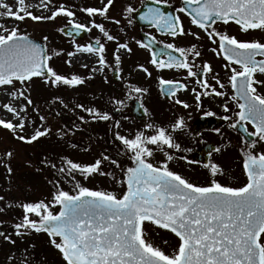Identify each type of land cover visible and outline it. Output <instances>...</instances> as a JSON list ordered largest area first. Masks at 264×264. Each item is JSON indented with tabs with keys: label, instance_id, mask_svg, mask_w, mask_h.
I'll list each match as a JSON object with an SVG mask.
<instances>
[{
	"label": "snow or ice",
	"instance_id": "snow-or-ice-1",
	"mask_svg": "<svg viewBox=\"0 0 264 264\" xmlns=\"http://www.w3.org/2000/svg\"><path fill=\"white\" fill-rule=\"evenodd\" d=\"M162 4H168V0H152L139 19L158 33L171 37L173 42L157 41L152 36L147 43L139 40L136 43L149 52L148 63L158 72L184 70L185 80L196 78L200 91L195 87L191 91L198 107L202 96L226 98L221 105L225 113L230 111L228 100L235 104L238 111L221 119L231 121L229 128L239 127L245 134L240 148L245 179L239 186L221 183L217 177L224 176L225 170L217 163L204 165L210 177L204 183L173 171L169 162L174 157L169 150H180L173 134L183 128V118L167 126L148 122L134 134L124 135L120 131L113 134L114 140L119 142L117 156H127L129 166L124 167L119 159L103 153L92 163L60 157L59 167L46 157L42 159L40 163L54 169L59 178L48 181L52 191L42 199L5 201V197L0 196V201H4L0 213L6 208L21 210V215L11 224L12 232L0 230V240L14 246L13 236L23 240L32 233H44L62 264H264V148L257 150V145L264 144V39H241L215 27L218 23L228 25L231 22L244 34L264 32V0H183V6L177 9L215 45L211 51L226 62L223 68L227 85L218 73L213 72L208 61L196 64V59L202 55L196 44L178 46L174 43L179 36L199 40L200 34L186 30L180 15L166 13L160 7ZM113 6L114 0H97L96 5L81 6L79 11L86 17L81 22L75 11L62 2L58 4L57 0H34L32 3L15 0V4L0 0V18L46 22L65 17L66 24L56 28L62 35L71 37L90 33L93 29L100 34L86 44L76 43L73 39V50L65 52L64 49L49 48L47 35L42 37L43 42H37L26 32H21L18 25L6 27L0 22V130L23 144H33L51 135L48 116L32 99L34 78L57 90L75 89L92 79V74L105 69L113 70L117 79L120 78L121 50L131 53L132 49L128 43L120 42L103 22L121 24V19L109 15ZM136 11L129 4L122 9L121 15L131 24L130 17ZM107 42L115 43L112 63L107 58ZM156 44L162 45L159 51L154 50ZM78 54L94 58V66L87 75L61 72L51 64L54 57L64 55V64L71 68ZM80 66L89 69L88 63ZM136 67L148 77L152 76L143 64ZM209 74L215 84L209 83L206 78ZM158 82L162 92L167 89L169 98L178 91L188 90V84L181 80L160 76ZM229 85L230 96L225 91ZM146 92L147 89L141 87H130L127 98L132 99V93H135L139 99ZM111 102L124 106L121 99L113 98ZM175 103L189 107L179 98ZM46 104L49 113L55 105L74 114L79 109L88 118L76 115L80 124L111 119L107 111L82 103L69 108L58 95ZM55 115L60 116L61 112L56 111ZM205 115L215 114L208 111ZM249 124L252 131H249ZM114 127L119 129V121ZM79 130V124L64 125L58 128L57 136L64 139ZM247 137L255 139L248 140ZM2 141L3 137H0ZM69 146L77 147L76 144ZM213 151L220 152L221 149L214 148ZM157 152L163 154L162 161H154ZM14 154V149L0 154V165L9 177L13 172L11 158ZM104 162H108L113 170H104ZM115 169H119L120 179H117ZM77 173L85 180L95 176L110 178L120 190L87 187L76 178ZM62 180L72 186L71 190L64 189ZM156 230H164L175 237L176 243L170 253L149 239V232ZM163 242L169 244L167 239ZM34 247L35 244H29L24 248L20 264H31L27 253ZM14 260V255L7 257L8 264Z\"/></svg>",
	"mask_w": 264,
	"mask_h": 264
},
{
	"label": "flooded vegetation",
	"instance_id": "flooded-vegetation-1",
	"mask_svg": "<svg viewBox=\"0 0 264 264\" xmlns=\"http://www.w3.org/2000/svg\"><path fill=\"white\" fill-rule=\"evenodd\" d=\"M79 1H84L80 3ZM97 0H78L77 6H89L96 5ZM132 5L137 11L131 15L132 23L129 24L127 19H124L121 15L122 9L126 5ZM152 4V0H114V6L110 9L109 15L121 19V24L116 25L114 23L103 21L108 30L118 40H126V42L134 44L136 48V58L131 60V53L128 58H122V72L120 78L117 79L116 73L111 69H105L104 75L100 81L95 82L93 85L97 88H102L103 106L107 111L111 119L108 121H100L99 124L109 135V143L113 146V149H117L119 142L114 140V133L120 131L121 134L128 135L134 134L137 130L143 128V125L148 122H153L160 125H169L175 122L178 118H183L184 126L182 129L177 130L173 135L177 143L180 144V150H169L174 159L169 162V167L180 174L189 177L193 181L204 183L210 179L208 170L204 167L205 164L217 163L223 166L225 170L224 176H218L217 179L221 183L231 184L233 186H239L238 169L242 171V157L240 148L242 146V133L238 128L232 129L228 127L231 121H225L221 119L224 115L233 116L235 111H238L235 104L228 100V106L230 111L225 113L222 108V102L226 98L207 96L201 98L200 106H197L195 95L191 91L193 87L200 91V88L195 83L196 78L184 79L186 72L184 70H162L157 71L150 63L149 52L143 48H140L136 41L144 42V39H149L152 36L156 37L157 41L161 42H173L171 37L162 35L156 31V29L150 26L147 22L139 19L142 12L146 11L147 7ZM155 6V5H153ZM183 6V0H168V4H162L160 7L166 13L173 15H180L184 28L191 30L192 32H199L200 39L195 40L192 36H179L175 39L174 43L178 46H190L196 44L201 51V57L196 59V64H201L203 61H208L214 73H218L222 82L227 85V75L223 65L226 63L222 57H217L215 53L211 51V48L215 47L207 38V36L198 28L190 24L189 18L183 13H178L177 9ZM79 12V10H78ZM138 17V21L135 17ZM127 25L128 29L124 28ZM122 28L121 35L118 33V28ZM220 31H226L229 34L236 35L241 39H264L261 36H255L254 31L248 34L241 33L239 28L234 23L228 25L217 24ZM129 30V31H128ZM97 30L87 32L83 38H75L78 43H88L94 37L99 36ZM114 42H107V58L109 63H112V55H110L111 46ZM162 47L161 44H156L155 51H159ZM178 55V54H177ZM143 64L152 72V76L148 77L144 72L140 71L136 65ZM196 70L195 67L193 69ZM163 76L165 79L181 80L183 83L188 84V90L178 91L175 96L168 97L167 89L161 91V85H159L158 77ZM105 77L107 82H105ZM211 84L215 82L211 79V74L206 77ZM130 87H141L147 89V92L136 98L137 94L132 93V99L127 98V94ZM218 87V86H217ZM230 96L232 93L230 85L225 89ZM121 99L124 100V106L115 105L111 100ZM186 102L189 107L184 108L182 105L175 103V99ZM140 106L144 113L145 118L137 120L134 115V107ZM147 109V112H145ZM211 111L215 115L206 116L205 112ZM235 119V117H233ZM201 120H208V122L201 123ZM116 121H119V129L114 127ZM249 131H252L251 125H248ZM219 129V132L216 131ZM248 140L255 139L254 137H247ZM214 148H220V152L213 151ZM264 148V144L257 145V150ZM187 158V159H184ZM164 159L163 154L157 152L154 156V161H162ZM187 161H192L188 163ZM243 173V172H242ZM162 233V238L168 237L176 240L174 236L170 235L164 230H159ZM153 231H150V235ZM163 234L166 235L163 236ZM154 235V234H153ZM16 240V244L10 245L7 242H2L0 247L3 250L0 251V264H8L7 257L14 255L16 260L12 264H20V258L24 255V248L29 244H35L34 248H29L27 255L30 258L31 264H62L55 250L48 243V237L44 233L36 234L32 233L30 236L25 237L23 240L13 236ZM34 257V259H32Z\"/></svg>",
	"mask_w": 264,
	"mask_h": 264
},
{
	"label": "rangeland",
	"instance_id": "rangeland-1",
	"mask_svg": "<svg viewBox=\"0 0 264 264\" xmlns=\"http://www.w3.org/2000/svg\"><path fill=\"white\" fill-rule=\"evenodd\" d=\"M78 0H57V3H64L66 6L70 7L73 11L76 12V18L81 22H84L86 17L82 12H78L79 8L76 5ZM9 4H15V0H7ZM34 0L26 1V3H32ZM84 3V1H79ZM36 14H40L35 9H32ZM0 22L4 23L6 27L13 25H18L21 32H26L30 37L42 41V37L47 35L49 37L48 46L49 48L55 49H64L66 51L73 50L72 39L65 38L61 33L56 31L57 27L63 26L66 24L65 17H58L55 21H46V22H33L30 19H26L23 22H17L14 20L0 18ZM123 27L118 28V33L121 35V30ZM124 28L128 29V26L125 25ZM95 30V29H94ZM129 31V30H128ZM255 36L264 37V32L254 31ZM120 42H126V40H119ZM43 42V41H42ZM78 43V41H76ZM85 44V43H79ZM129 47L132 49L131 60L136 58V48L134 44L128 43ZM115 48V44L111 46L110 55ZM83 55L88 58L89 69L82 68L80 65L84 62L74 60L73 67L69 68L64 64L66 56L61 55L60 57H54L51 61V64L61 72L67 73H78L80 75H87L90 69L94 66V58L88 57L85 54ZM122 58L129 56V53L121 50ZM129 59V58H128ZM90 60V61H89ZM103 72H96L93 75L92 79L86 80V82L78 86L75 89H50L46 87L39 78H34L32 82V99L35 104H38L41 107L42 112L48 116L47 126L51 127L52 133L48 137L41 138L39 141L34 142L33 144H23L21 142L15 141L11 138V135L6 133L4 130H0V137H3V141L0 142V154H2L7 149H14L15 154L11 158V167L13 172L9 177L6 173L5 168L0 165V196L5 197V201H19V200H36L48 197L52 191V185L48 183L49 180H55L59 178L58 173L49 167L44 166L40 161L45 157L48 160H51L53 163L57 164V167L60 166L61 160L60 157H67L76 162L80 163H92L96 158L103 154L108 155L107 144H106V135L102 128L99 130L100 124L98 122L89 121L88 123L79 124V121L76 119V115H87L83 112H80L79 109L76 110V113L63 109L59 105L53 106L52 112H48V106L46 101L50 100L53 96H60L71 108L76 103H82L86 106L96 107L101 111L104 110L103 106V95L102 88L95 87L93 84L103 77ZM60 111L61 115L56 116L55 112ZM31 112V108H29ZM74 120L78 121L75 122ZM98 127H95V125ZM36 123L39 124L38 118ZM73 123L80 125V130L76 131L74 135L60 139L57 136L58 128L67 125L71 127ZM44 149H40L42 142ZM77 143L79 147L72 148L69 145ZM87 149V151L85 150ZM121 165L126 167L129 166V160L122 161L119 160ZM29 163L31 166H29ZM104 170L112 171L113 167L104 162L102 165ZM117 173V179H120L119 169L114 170ZM76 178L85 186L90 188H101L107 189L110 191H119L120 186L114 185L110 178L95 176L85 180L78 173ZM238 183L240 184L245 178L243 176L240 168L238 169ZM62 186L65 190H71V185H66L67 182L61 181ZM0 207H4V201H0ZM21 215V210L19 208H6L3 213H0V230L5 232H12L11 224L15 221L12 217H19ZM154 234V235H153ZM153 234L150 235L149 239L153 243L157 244L163 248L166 252H171L172 247L175 245L176 240L168 237L166 238L169 241V244H164L162 233L159 230L153 231ZM163 236L166 237L165 234ZM3 241L0 240V244ZM3 250L0 247V251Z\"/></svg>",
	"mask_w": 264,
	"mask_h": 264
},
{
	"label": "bare ground",
	"instance_id": "bare-ground-1",
	"mask_svg": "<svg viewBox=\"0 0 264 264\" xmlns=\"http://www.w3.org/2000/svg\"><path fill=\"white\" fill-rule=\"evenodd\" d=\"M26 1H29V0H26ZM74 60L81 61L84 63L88 62V58L86 56H83V55H78L76 58H74Z\"/></svg>",
	"mask_w": 264,
	"mask_h": 264
},
{
	"label": "water",
	"instance_id": "water-1",
	"mask_svg": "<svg viewBox=\"0 0 264 264\" xmlns=\"http://www.w3.org/2000/svg\"><path fill=\"white\" fill-rule=\"evenodd\" d=\"M73 36H76L75 34L73 35ZM38 42V41H37ZM136 114V116H138V113H135Z\"/></svg>",
	"mask_w": 264,
	"mask_h": 264
}]
</instances>
